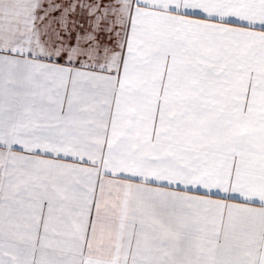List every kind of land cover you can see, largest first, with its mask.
Segmentation results:
<instances>
[{"label":"snow or ice","instance_id":"6c2138e0","mask_svg":"<svg viewBox=\"0 0 264 264\" xmlns=\"http://www.w3.org/2000/svg\"><path fill=\"white\" fill-rule=\"evenodd\" d=\"M0 264H264V0H0Z\"/></svg>","mask_w":264,"mask_h":264}]
</instances>
